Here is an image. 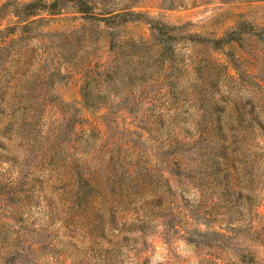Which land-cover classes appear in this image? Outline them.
I'll use <instances>...</instances> for the list:
<instances>
[{
  "label": "rangeland",
  "instance_id": "374dc122",
  "mask_svg": "<svg viewBox=\"0 0 264 264\" xmlns=\"http://www.w3.org/2000/svg\"><path fill=\"white\" fill-rule=\"evenodd\" d=\"M0 264H264V0H0Z\"/></svg>",
  "mask_w": 264,
  "mask_h": 264
},
{
  "label": "trees",
  "instance_id": "16d2710c",
  "mask_svg": "<svg viewBox=\"0 0 264 264\" xmlns=\"http://www.w3.org/2000/svg\"><path fill=\"white\" fill-rule=\"evenodd\" d=\"M55 2V1H54ZM34 2L33 1H29V2H27L26 4H27V6H29L30 4H33ZM224 40H226L225 38H223V37H220V38H217L216 40H215V42L216 43H220V42H222V41H224ZM79 172H80V170H78ZM77 171V172H78Z\"/></svg>",
  "mask_w": 264,
  "mask_h": 264
}]
</instances>
